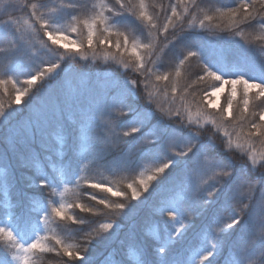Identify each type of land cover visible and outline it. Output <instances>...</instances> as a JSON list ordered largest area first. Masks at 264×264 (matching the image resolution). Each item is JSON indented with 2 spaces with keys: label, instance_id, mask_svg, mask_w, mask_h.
<instances>
[{
  "label": "trees",
  "instance_id": "1",
  "mask_svg": "<svg viewBox=\"0 0 264 264\" xmlns=\"http://www.w3.org/2000/svg\"><path fill=\"white\" fill-rule=\"evenodd\" d=\"M101 0H0V79L7 80L11 77L18 82L13 85H0V103L7 112L9 105L16 107L17 112L13 114L11 123L7 126L3 123V117L0 116V220L8 221L12 217H23L25 220H35L36 212L29 213V208H38L42 203V198L47 197L50 189L29 187L39 176L49 179L55 178L57 184L55 188V200L65 203L76 201L85 206L92 207L93 213L81 212L76 208L71 210L77 219L83 221L80 224H71V222H60L56 217L49 219L47 224L41 219L37 226L41 236L49 238L45 243L55 244L51 238L56 236L64 240L67 244L83 245L86 238H92L93 243L88 246L89 260L91 264H118L121 257L128 253L133 264H138L141 258L139 250L130 247L133 243L130 238L135 230L143 229L150 240L155 241L160 234L159 224L155 223L146 227L145 221L151 215L154 208L160 206L164 199H171V196L158 195L154 193L147 200L136 204L128 217L120 220V214L114 216L109 213L105 215L97 212L96 209L103 206L98 205L91 199L93 194L103 197L105 194L99 193L95 189H90L85 183V179H103L109 186H116L123 190L127 184L135 179L140 172L147 171L155 166V161L145 159V154L151 149L152 154L166 151L163 144H157L155 148L151 145H142L141 141L147 137L154 140L160 135V129L165 124L170 129H176L181 121L187 123V114L193 115L201 111L202 118L200 126L194 127L193 131H199L203 138H207L214 132V127L210 123H205V119L218 117V110L207 107V102H202L201 97L205 91H211L213 86L219 87V82L211 78H205L204 81L193 84L187 93L183 89L196 80L197 75H203V63L215 64L223 69L224 73H241L245 78H255L257 81L264 77V41L257 39L264 36V30H261L258 24L252 26L244 25V35H234L233 31L226 28L218 19L211 23H206L204 28H200L199 19L204 13L213 14L215 9L230 4L231 0H196L198 8H193L189 3V12L185 14L186 21L190 20L192 15L197 17V22L190 27L187 22L183 25V31L178 24L175 30L170 28L167 34L156 33L153 31L150 35L146 30H142L141 24L131 16L112 17L109 21L113 35L110 39L115 42L117 29L126 32L131 40L135 36L139 41L153 44L151 53L144 55L146 67L151 69L150 73L138 71L135 59L129 53H121L116 59L111 56L105 57V52L115 53L114 47L109 45H97L95 55L91 50H86L87 59L78 56H65L61 61V68L58 70L60 76L58 81L61 84H53L45 96L55 97L61 94L69 98V107L66 108L68 119L66 123L56 125L55 121L45 126V131L38 133L36 138L30 135L25 138L22 133L29 127V120L35 115V105L24 106L28 96L22 98L21 105L12 104V98L15 95V88H24V80L28 74L33 73L43 62H52L56 60L58 52L62 54L63 48L57 49L47 41V37L37 34L32 26L29 17L27 4L37 3L40 5V12L44 13L46 18L59 17V25L68 35V29L71 24V16L77 15L68 8L73 3H79L82 7L79 12V18L83 19L93 14L94 6L99 5ZM136 3L137 0H132ZM175 3V0H147L151 5L149 11L151 14L158 15L162 24L166 15L170 14L168 10L169 3ZM110 7H118L117 0H104ZM161 8L164 11H161ZM182 11V6L179 9ZM107 14V13H106ZM12 20L14 23L10 27H5V21ZM217 24L220 26L217 27ZM12 28L17 32L12 33ZM102 30V29H101ZM97 37H100V31H97L94 37V44ZM70 39L77 42L87 43V30L81 29L77 33H71ZM62 43H68L67 40ZM79 46V43L77 45ZM199 46V47H198ZM70 47L73 45L70 44ZM197 51L199 56L192 57L180 68L181 75L175 77V69L179 65V60L187 51ZM200 56L204 58L203 62ZM125 63L128 67L125 68ZM170 73L168 81H157L156 75ZM225 78H229L226 76ZM127 80H136L138 82V92L143 98L146 93H151L153 103L151 107L156 109L157 118L152 122L151 132L148 128H143L140 132L124 135L130 132L129 121L131 117L126 114L113 113L107 117L109 124L103 130H98L94 125L85 121L84 124H73L74 117L71 112L79 113L82 109H91L97 100H107L113 102L119 92L118 85ZM147 83V89L143 84ZM34 85L36 88L39 85ZM8 91L5 92L4 88ZM177 88L175 94L171 89ZM30 89V94H31ZM231 89L223 95L222 101L218 106L223 109L227 106ZM243 85L237 86V97L233 101L232 117L227 125L230 131L240 132L241 141L246 139L248 130V119L239 120L237 104L242 102ZM255 90H250L249 112L264 110V102L255 100ZM183 96V100L180 97ZM175 97V99L173 98ZM264 100V98H261ZM44 102V101H42ZM180 112V117H175L174 113ZM127 113V109H122ZM219 122V121H218ZM139 126V125H135ZM94 135L96 143L104 144L111 148L117 141L118 147L112 149L110 154L106 155L104 160H98L96 151L90 137ZM233 139L236 137L234 135ZM217 143L220 142L219 135L216 136ZM257 153H264V143L260 139L252 141ZM67 144L68 147H64ZM121 156H130L136 166L132 170L122 169L118 164ZM231 167L228 171H234L236 176L232 180L233 187L237 191L240 202L249 203L248 183H253L256 179L254 173H249L245 178L240 175L247 171L249 165L246 163V157L241 150H234L230 153ZM175 175V173H173ZM79 177V179H78ZM211 173L201 177L203 186L209 191L215 182ZM67 187L68 191L64 192ZM258 185L255 192L252 193L253 200L249 215L246 217L247 223L242 228L237 229V235L231 239L236 243L234 250L218 245L219 255L214 257L215 264H232V261L238 262L240 259L239 250L249 241H254L257 251L261 241L264 240V198L260 193ZM64 193L63 196L60 193ZM147 195V194H145ZM115 199V198H113ZM51 203V202H50ZM19 205V207H17ZM106 211V210H105ZM231 210L229 209V212ZM228 212L224 213L226 217ZM116 219L121 223L120 228H115L112 235L100 229V224L108 222L109 218ZM200 221H198V224ZM216 227V226H214ZM31 232V227H29ZM106 237V239H100ZM191 239V234L189 236ZM203 241V244L201 243ZM209 243H215L210 234L202 233L200 237L193 241L189 249L187 244L178 246V258L191 264L194 254L202 247H207ZM256 257H252L255 260ZM5 259L16 264L12 260V251L0 239V262ZM200 257L195 256L199 262ZM69 258L63 254L62 250L57 252H48L42 254L37 264H67ZM78 264V262H73ZM206 264V262H205Z\"/></svg>",
  "mask_w": 264,
  "mask_h": 264
},
{
  "label": "snow or ice",
  "instance_id": "2",
  "mask_svg": "<svg viewBox=\"0 0 264 264\" xmlns=\"http://www.w3.org/2000/svg\"><path fill=\"white\" fill-rule=\"evenodd\" d=\"M193 8H198L196 0H175V3H169L168 12L164 22L161 24L159 16L151 14L149 9L151 5L147 0H137L133 3L132 0H117L118 7H110L104 0H101L99 5L94 6L93 14L83 19L79 18V12L82 7H86L79 3H73L68 6L71 12L77 15L71 16V24L68 29V35L60 27L59 17L46 18L44 13L40 12V5L37 3L27 4L29 9V17L32 21V26L37 34L47 37V41L51 45H55L57 49L63 48L64 52H58L56 60L52 62H43L37 69L28 74L24 80L26 87L15 88V95L12 98V104L21 105L22 98L28 96V100L24 102V106L29 104L35 105V115L29 120V127L24 130L22 135L27 138L29 135L34 139L38 133L45 131V126L52 124L55 121L56 125L66 123L68 115L66 108L69 107V98L61 94L55 97L49 96L45 100V96L53 84H61L58 81L61 68V61L65 56H78L87 59L86 50H91L95 55V48L97 45H109L115 48L116 52H105L104 56L107 58L111 56L113 59L117 58L118 54L129 53L135 59L136 68L142 73H150L151 69L146 67V60L144 55H141V50L146 54L151 53L153 44L151 42L144 43L139 41L135 36L131 40L126 32L119 29L116 30L115 42L110 39L113 35L109 27V21L112 17H126L131 16L137 20L142 27L150 35L153 31L156 33L167 34L170 30H175L179 24L181 31L185 22L190 27L197 22V17L192 15L190 20L186 21V16L189 12L188 4ZM182 6V11L179 9ZM161 11H164L161 8ZM107 13V14H106ZM214 19H218L224 26L233 31L234 35L243 36L244 25L252 26L258 24L261 30H264V0H231L230 4H225L223 7L215 9L213 14L204 13L203 17L199 19L200 28H204L206 23H211ZM14 22L12 20L5 21V27H10ZM220 25L217 24V27ZM81 29L87 30V43L83 41H75L70 39L71 33H77ZM102 29V30H101ZM97 31H100V37H97L94 44V37ZM17 32L16 28H12V33ZM257 39L264 41V36ZM67 40L68 43H62ZM79 43V46H75ZM73 45L70 47L69 45ZM199 47V46H198ZM199 56L197 51L189 50L183 58L179 60V65L175 69V77L179 78L181 75L180 68L192 57ZM203 62L204 58L200 56ZM125 68L128 67L125 63ZM223 69L203 63V75H197L196 80L183 89L184 93L198 82L204 81L205 78L219 82V87L213 86L212 90L205 91L201 97L202 102H207V107L217 109L218 117L206 118L205 123H210L214 127L212 135L206 139L203 138L199 131H193V128L200 126L202 118L201 111H197L194 115L189 112L187 114V123L181 121V124L176 129H170L167 124L160 129V135L154 140H149L145 137L141 141L142 145H151L155 148L157 144H163L166 151L162 153L152 154L151 149L145 154V159L155 161V166L147 171L140 172L139 175L129 182L123 190L116 186H109L108 182L101 179H85V183L90 189H95L99 193L105 194L103 197L93 194L91 199L96 201L102 208L96 209L97 212L108 215L111 213L120 214V220L128 217L129 213L133 211L136 204L147 200L154 193L158 195L171 196V199H164L160 202V206L154 208L151 215L145 221V226H151L158 223L160 234L156 240H150L145 234V231L131 234L130 238L133 243L130 247L140 251L141 258L138 264H188L178 258V246L187 244L190 249L192 243L202 233L210 234L215 240V243H209L207 247H202L194 254L191 264H215L214 257L219 255L220 249L218 245L234 250L236 243L231 239L237 235V229L242 228L249 215L253 200L252 193L255 192L258 185H264V153H257L252 141L260 139L264 143V110L259 112H249L250 104V90L256 89L255 100L264 102V77L259 81L255 78H245L241 73H224ZM170 73L163 75H156L157 81H168ZM228 76L229 78H225ZM39 85L33 88L34 85ZM18 81L9 77L7 80L0 79V85H7L9 83L15 85ZM225 84L232 85L227 106L219 109L212 101L211 97L215 96L217 92L223 89ZM243 85L242 102L237 104L239 112V120L244 121L248 119V130L246 139L241 141L240 132L230 131L227 126L232 117L233 101L237 97V85ZM144 88L148 85L145 82ZM119 92L117 97L113 98L112 103L107 100L94 102L91 109H82L79 113L71 112L74 117L73 124H84L85 121L94 125L98 130H103L107 127L110 117L113 113L126 114L131 117L129 121L130 132L124 135L140 132L143 128H148L151 132V127H154L153 121L157 123L160 119L157 118L156 109L151 107L153 103L151 93H146L143 98L138 92V82L136 80H127L118 85ZM30 89L31 94H30ZM7 92L8 88L5 87ZM172 93L177 92V88L171 89ZM175 99V97H173ZM183 100V96L180 97ZM44 101V102H42ZM122 109H127V113H123ZM17 112L16 107L9 105L8 111L4 110V106L0 103V116L3 117L5 126L11 123L13 114ZM175 117H180V112L174 113ZM219 121V122H218ZM139 125V126H135ZM219 135L220 142L217 143L216 136ZM236 137L234 140L233 137ZM93 148L96 151L97 159L104 160L106 155L110 154L112 149L118 147V138L111 148L104 144H97L95 136L90 137ZM64 147H68L67 144ZM241 150L245 157L246 163L249 165L248 170L241 172L240 175L248 178L249 173H254L256 179L253 183H248L249 189V203L244 204L240 202L237 196V191L233 187L232 180L236 173L228 171L231 167L230 153L234 150ZM118 159V164L122 169L132 170L136 166V162L130 156H121ZM175 173V175H173ZM211 173L215 179L212 185V190L209 191L203 186L201 177L205 174ZM79 179V177H78ZM57 184L55 178L49 179L44 176H39L35 179L33 184L29 187L48 188L51 190L47 197L42 198L43 203L38 207H30L29 213L36 212L35 220H25L23 217H12L8 213L10 219L8 221L0 220V239H3L5 244L12 251V260L16 264H37L39 257L48 252L59 253L62 250L69 260L67 264H91L89 260L88 246L93 243L92 238H86L85 244L73 245L67 244L59 237H52L55 241L52 245L48 241L47 236L39 234L37 226L42 219L45 224L53 216L60 222H71V224H80L83 221L77 219L76 215L71 213L73 209H80L81 212L93 213L92 207L76 201L65 203L62 200H55V188ZM260 193L264 198V187H260ZM68 188H64L67 192ZM63 192L60 193L63 196ZM147 194V195H145ZM115 198V199H113ZM51 202V203H50ZM19 207V205H17ZM229 209L231 210L229 212ZM106 210V211H105ZM228 212L225 217L224 213ZM198 221L200 223L198 224ZM216 226V227H214ZM31 227V232H29ZM121 223L116 219L109 218L108 222L100 224V229L106 231L108 236L112 235L115 228H120ZM191 234V239L189 236ZM106 239V237H100ZM203 244V241L201 242ZM240 259L238 262L232 261V264H264V240L261 241L259 250L255 246L254 241L247 242L244 247L239 250ZM195 256H199V262L195 260ZM252 257H256L255 260ZM0 264H11V261L5 259ZM118 264H133L127 252L118 261Z\"/></svg>",
  "mask_w": 264,
  "mask_h": 264
},
{
  "label": "rangeland",
  "instance_id": "3",
  "mask_svg": "<svg viewBox=\"0 0 264 264\" xmlns=\"http://www.w3.org/2000/svg\"><path fill=\"white\" fill-rule=\"evenodd\" d=\"M70 46V45H69ZM227 79V78H226ZM238 86V85H237ZM236 86V87H237ZM232 85L230 84H225L223 86V89L220 91V92H217L215 94V96L211 97L212 101L217 105L219 106L221 101H222V97L224 94H226V92H228V89H231ZM252 90H255V92L257 91L256 89H252Z\"/></svg>",
  "mask_w": 264,
  "mask_h": 264
}]
</instances>
